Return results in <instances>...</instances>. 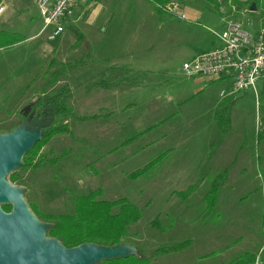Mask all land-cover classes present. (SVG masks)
I'll return each mask as SVG.
<instances>
[{
  "label": "rangeland",
  "instance_id": "1",
  "mask_svg": "<svg viewBox=\"0 0 264 264\" xmlns=\"http://www.w3.org/2000/svg\"><path fill=\"white\" fill-rule=\"evenodd\" d=\"M216 1V12L205 0H189L169 7L174 14H157L147 0H79L60 37L47 41L34 0H0V29L25 37L0 49V127L22 121L50 71L61 63L67 65L73 112L99 115L67 120L70 134L54 135L30 155L40 167L20 166L12 171L15 180L7 176L23 188L27 205L71 213L74 198L95 189L101 190L99 199L125 198L140 210L122 237L136 255L189 240L182 250L150 264H226L260 247L264 78L255 82L254 91L222 89L217 82L195 94L196 78L180 70L191 54L217 45L211 31L220 32L225 22L249 19L254 28L264 25V10L227 8ZM185 6L199 10L198 19L181 16ZM146 25L160 28H140ZM154 34L158 41L153 43ZM218 92L216 107H210L211 93ZM221 107L228 124L215 119ZM161 153L143 175L127 177ZM216 174H223L222 183L214 205L206 209L204 194ZM188 185L194 189L181 200L174 192Z\"/></svg>",
  "mask_w": 264,
  "mask_h": 264
},
{
  "label": "trees",
  "instance_id": "2",
  "mask_svg": "<svg viewBox=\"0 0 264 264\" xmlns=\"http://www.w3.org/2000/svg\"><path fill=\"white\" fill-rule=\"evenodd\" d=\"M157 12L168 13L166 5L171 2L182 3L189 0H147ZM212 6L216 12L219 5L216 0H205ZM227 8H238L239 6H247L250 8H258L264 10V0H223ZM24 35L13 30L0 29V49L8 48L24 40ZM55 61L51 60V64ZM67 73V65L58 64L48 74L46 81L39 89L36 99L24 110V119L32 113V118L40 121H48L46 127L42 129L41 138L30 148L22 157V169H36L40 164L35 161H30V155L34 150L45 145L54 135L70 134L71 129L67 120L86 121L88 119L97 118L99 115L92 114L88 116L76 115L69 103L71 92L68 83L65 81ZM226 109L221 107L215 114V119L218 123L228 124L229 119L224 117ZM21 120L10 123L7 126H1L0 132H7L19 125ZM158 125V124H157ZM156 124L147 127L142 134ZM258 139L260 136L256 134ZM135 137V135H134ZM163 153L158 154L155 158L144 164L142 167L127 174L130 179H135L143 175L149 167L158 162L162 158ZM56 159H52L50 163L53 165ZM10 180H15L14 173L9 174ZM223 179V174H216L204 194L206 209L211 208L215 202V194L220 187ZM194 189V185H188L184 191H176L175 195L184 200L189 193ZM101 194L100 189H95L86 194L78 195L74 198L73 211L71 213H49L41 212L35 204L28 201V207L31 212L39 219L49 224L46 235L57 239L63 246L72 247L80 243H96L100 245H117L122 243V237L127 235V226L134 224L140 218L139 208L129 202L125 198L115 200L99 199ZM264 196V194H263ZM8 204L1 205L4 211L9 210ZM152 223H157V216L152 220ZM262 227L264 230V212L262 214ZM189 240H183L170 245H160L157 248L149 251L146 255H129L126 258H113L102 260L97 264H150V261L162 254L177 252L186 247ZM253 253H244L235 257L226 264L233 262H245L252 258Z\"/></svg>",
  "mask_w": 264,
  "mask_h": 264
},
{
  "label": "water",
  "instance_id": "3",
  "mask_svg": "<svg viewBox=\"0 0 264 264\" xmlns=\"http://www.w3.org/2000/svg\"><path fill=\"white\" fill-rule=\"evenodd\" d=\"M254 9L253 6L249 8ZM48 121L28 114L25 121L7 132H0V264H97L102 260L136 255L125 243L100 245L80 243L63 246L46 235L49 224L29 209L24 190L7 176L21 165L23 155L41 138ZM8 204L9 211L1 205Z\"/></svg>",
  "mask_w": 264,
  "mask_h": 264
},
{
  "label": "built area",
  "instance_id": "4",
  "mask_svg": "<svg viewBox=\"0 0 264 264\" xmlns=\"http://www.w3.org/2000/svg\"><path fill=\"white\" fill-rule=\"evenodd\" d=\"M78 1L34 0L42 19L39 31L45 34L47 41H56L60 37L67 17ZM176 4L171 2L165 7L169 10ZM211 32L217 45L182 61V73L187 77L226 82L234 91H254L255 82L264 78V25L254 28L249 19L227 21L220 32ZM232 264H264V241L250 260Z\"/></svg>",
  "mask_w": 264,
  "mask_h": 264
},
{
  "label": "crops",
  "instance_id": "5",
  "mask_svg": "<svg viewBox=\"0 0 264 264\" xmlns=\"http://www.w3.org/2000/svg\"><path fill=\"white\" fill-rule=\"evenodd\" d=\"M176 5H178V4H176ZM181 4L179 3V6H180ZM183 9H184V14H181V16H183L185 19L186 18H188V19H191V20H195V19H198V17L200 16V11L199 10H197V9H195V8H193V7H183ZM155 10V9H154ZM155 12L157 13V14H160V12H157L156 10H155ZM110 14L111 13V11L110 10H107V14ZM163 13V12H162ZM168 13L169 14H174L175 12H172L171 10L169 11L168 10ZM167 14V13H166ZM158 16V15H157ZM156 16V19L159 21V18ZM157 25V24H156ZM141 29H145V30H149V28L151 29V30H155V28H157V29H159L160 27H157V26H155V27H151V25H146V26H143V27H140ZM138 31V30H137ZM137 31L135 32V33H137ZM140 33V32H139ZM154 36V38H153V43H154V41H158L157 40V34H154L153 35ZM136 38L137 39H139L140 41H141V39H142V36H140V35H137L136 36ZM193 55H195V53L194 54H191L188 58H190V57H192ZM123 57V56H122ZM125 59H122V62L123 63H127L128 62V59L126 58V57H124ZM187 58V59H188ZM113 62V61H112ZM181 70V69H180ZM183 74V73H182ZM184 75V74H183ZM184 76H186V75H184ZM187 77V76H186ZM188 78H196V81H195V83H194V85H195V89H196V92H195V94H198V93H201L203 90H204V88L206 87V86H208L209 84H213V83H217V82H220V83H222V89L223 88H227V87H229L228 86V83H226V82H223V81H212V80H210V79H208V78H205V77H188ZM220 91V90H219ZM219 92L217 93V94H215V93H211V95H210V98L208 99L209 101H210V104H211V106L210 107H216V105H217V102H218V100H219ZM222 101V100H221ZM221 101H220V103H221ZM232 103H233V105H235L234 104V99H233V101H232ZM216 113V112H215ZM90 115H92V114H90ZM84 116H86V115H84ZM88 116V115H87ZM215 116V115H214ZM157 126V125H156ZM148 131H150V130H148ZM142 132V131H141ZM144 133V132H143Z\"/></svg>",
  "mask_w": 264,
  "mask_h": 264
}]
</instances>
